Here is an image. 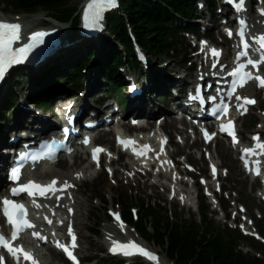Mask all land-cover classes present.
Masks as SVG:
<instances>
[{"label":"trees","instance_id":"obj_1","mask_svg":"<svg viewBox=\"0 0 264 264\" xmlns=\"http://www.w3.org/2000/svg\"><path fill=\"white\" fill-rule=\"evenodd\" d=\"M9 9L24 12H38L47 10L52 16L61 21H71L74 8L70 4L74 0H1ZM123 16H116L111 19L112 33L115 42L106 43V65L103 73L112 70V64H121L122 54L116 42L130 46L126 22L134 28V32L140 43L154 54L163 52L171 46L169 36L173 35L172 19L175 15L189 16V11L194 10L190 0H121ZM131 51V48L129 49ZM88 63L87 59L77 61H58L54 67H48L42 71L37 83V88L32 99L45 106V102L53 90H60L61 84L71 77L70 72L78 69L80 63ZM114 77V72L110 74ZM13 93V92H11ZM156 231L159 241L164 242L165 235L169 237L168 254L177 258L182 264H253L256 261L247 259L242 252L236 250L241 238L228 235L229 240L216 234L214 238L207 239V236L200 234L199 228L194 226L181 227L179 224H171L154 216ZM165 229L163 233L162 230ZM208 229H212L211 226ZM161 231V232H160ZM207 231L206 235L210 236Z\"/></svg>","mask_w":264,"mask_h":264},{"label":"snow or ice","instance_id":"obj_2","mask_svg":"<svg viewBox=\"0 0 264 264\" xmlns=\"http://www.w3.org/2000/svg\"><path fill=\"white\" fill-rule=\"evenodd\" d=\"M231 2L237 6L238 10L243 11L245 7V0H231ZM115 5V0H91V2L88 4L87 9L85 11V21L86 27H92L95 25V23L101 18L102 12L111 6ZM262 15H264V9L261 10ZM241 28L239 30V36L241 38V43L243 45V51H240L237 53V59L239 60L242 57H248L246 63H238L237 67L233 69L232 75L235 77V79L232 81V90L229 92V96H231L236 88L238 86L242 87L244 84H246L251 79H257L260 81V85L264 87V77H258L253 76L251 72L245 71V69L248 67V65L253 66L257 70H259L260 65H264V34H261L260 36L253 37V39L256 41V43L259 45L258 51L260 52V58L257 60H253L251 57H249L248 49L250 47L247 39H246V22L244 20L240 21ZM22 26L19 23H12L7 21H0V79H3L4 74L6 70L11 67L14 64L21 63L27 56V53L35 46V44L42 43L43 37L46 36L48 33L45 31H37L31 33L32 43H29L25 45L24 47H21L19 49H14L13 44L15 41L20 39V33H21ZM228 32V35H232L231 29L226 30ZM202 44L206 45V41H202ZM214 55L219 54V50L212 49L211 50ZM197 97H192V99H196ZM212 100H215L216 97H211ZM238 100L244 99L245 105L249 103H256L254 99H250L247 97H237ZM238 107H244L242 105H238ZM227 105H223L222 111L227 112ZM244 110L246 111L247 108L244 107ZM133 123H136L133 121ZM232 121H229V124L227 127H224L222 125V130L229 131L233 127ZM205 131L206 138H210L209 134ZM233 135L234 142L236 141L235 133H231ZM211 135H215V133H212ZM118 142L121 143L126 149L135 144V141L131 138L123 139L121 137H118ZM257 141L259 140V137H254ZM85 143H89V141L86 139L84 141ZM167 142V138L165 137L162 141L163 143ZM47 143V142H45ZM257 148L264 150V143H257ZM151 150L149 145H143L140 149H137L133 147V152L139 155H146L147 151ZM71 151V149H69ZM101 151H106L103 148L97 147L93 149V159L97 160V166H99L98 162V156L97 153ZM245 153L247 154H256V150L254 148H246L244 149ZM161 152H163V147L161 148ZM109 156H111V153H109ZM159 154H157L158 158ZM48 157V153L44 154H31L30 156L28 154H21V158L28 159L30 158L32 161H37L40 159H44ZM161 163H164L161 161ZM170 164L171 161H168ZM257 165H259V162H257ZM23 167L22 163H18L16 167L12 169L11 172V179L13 180H19V176L21 174V168ZM109 172H111V169H109ZM213 172H215V167L213 166ZM132 175V173H129ZM257 174H259V167H257ZM81 173H77V177H79ZM58 183L57 179H53L50 184L48 185H42L36 181H28L24 184H19L16 188L11 189V192L13 195H19L21 192H27L30 196H32L33 204L36 207H40L39 204L36 203L35 197H47L49 193H55L57 191H61L62 189H66L68 187H73L74 185H71L68 181H64L60 188L55 187ZM59 199V197H57ZM183 199V197H181ZM4 204V215L7 217V221L10 225H12L13 231L11 233L12 240L9 241L2 233H0V247L6 248L9 253L13 257H15L17 260L20 259V255L22 254L24 259L30 260L31 264H39V261L35 259L34 255L27 250L24 249L23 245L20 246H14L12 241H16L19 238L20 233L24 232L27 229H34L35 225L33 222L28 218V211L26 207L18 203L14 200H9L7 197L3 199ZM71 211V209H69ZM117 221H120V216L118 213H113ZM47 219V217H45ZM48 223L51 224L52 221L48 220ZM62 223V222H61ZM121 228L124 227V224L122 221H120ZM241 227H243L241 225ZM68 233L71 236L72 243L71 245H67L64 243H61L59 241H56V244L58 247L63 249L67 255L73 260L77 261V258L75 255H73L72 249H74L76 245V236L73 232L71 224L68 225ZM32 235L35 237H38L40 239H47L46 237L41 236L39 232L33 231ZM111 239V236H109ZM113 247L110 249L112 252L122 251L125 255H132L134 252H139L140 254L144 255L150 260H153L156 262V264H159V258L156 256L155 253H152L151 251L147 250L146 248L142 247L141 245L137 244L135 241H128L127 243H121L120 241L113 240L112 241ZM3 257H0V264H2Z\"/></svg>","mask_w":264,"mask_h":264},{"label":"rangeland","instance_id":"obj_3","mask_svg":"<svg viewBox=\"0 0 264 264\" xmlns=\"http://www.w3.org/2000/svg\"><path fill=\"white\" fill-rule=\"evenodd\" d=\"M79 3H80V0H76V1H73L71 3V6L72 7H78L79 6ZM4 6L3 5H0V10L3 9ZM37 19H40L39 20V23H36L37 27H41V26H50L51 23V18L49 17L48 13L47 12H40L37 16H36ZM154 62L157 64L158 61L156 59H154ZM179 63L176 61V63H171L169 68L171 66H174L176 67V65H178ZM171 71V70H170ZM25 86H26V90H27V87H28V84L25 83ZM25 90V88H24ZM25 90V91H26ZM217 154L218 156L220 157V159L225 163L227 164L230 168H231V171H232V177H231V180L230 182L228 183L229 187H232L233 189L237 190V191H240L241 192V200L243 202H245L247 205L255 208L256 205H258V202H255L254 200H252V192H251V186L250 184H248L247 182L243 181V179L239 176V174L237 173V169L234 167V165H232V160L233 158L229 156L230 161H226V158L224 156L221 157V154H220V151L218 150L217 151ZM95 187H96V184H95ZM100 189H97V194L98 196L102 197L103 198V195L105 194L106 190L109 188V185L107 183V180H105L103 182V184H101V186H99ZM122 188L124 189V191L130 196L131 192L129 189H127L126 187L122 186ZM91 191V189H90ZM161 191L162 190H159L158 191V195L159 197L161 196H164L161 194ZM109 192V196H110V191ZM113 192H115V189H113ZM140 192L142 194V196H150L151 195V192L148 190V191H145V189L141 188L140 189ZM117 195V193H115ZM152 200V199H151ZM172 206H174V203H172ZM262 209H264V205L260 206ZM178 212H180V210H178ZM186 215L190 214L187 213V212H184ZM95 220H104L105 216L102 214V212L98 211L97 213H95ZM82 220V219H81ZM80 220V221H81ZM83 222H87V227L90 226L91 223H93V219L91 218L90 221H87L86 219L83 221ZM81 223V222H80ZM85 236H88V234L85 232ZM95 242V248L96 250H100L101 249V242L99 241H94ZM94 245V244H93ZM241 249L244 251V253H248V252H252L250 253L251 255H255L257 253V251H255L248 243L246 242H242L241 244Z\"/></svg>","mask_w":264,"mask_h":264},{"label":"bare ground","instance_id":"obj_4","mask_svg":"<svg viewBox=\"0 0 264 264\" xmlns=\"http://www.w3.org/2000/svg\"><path fill=\"white\" fill-rule=\"evenodd\" d=\"M42 11H45V12L49 13L46 9H45V10H42ZM39 20H40V19H37V20H35V21L39 23ZM29 28H30V27H29ZM30 30H31V29H30ZM31 31H32V30H31ZM45 126H46V127H50V125H48V124H46ZM227 160H229V159H227ZM55 174H56V173L54 172V173L51 174V176H52V175H55ZM1 185H4V183L0 181V186H1Z\"/></svg>","mask_w":264,"mask_h":264}]
</instances>
